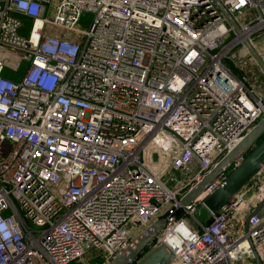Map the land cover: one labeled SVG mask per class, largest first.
Instances as JSON below:
<instances>
[{"label":"built area","instance_id":"built-area-1","mask_svg":"<svg viewBox=\"0 0 264 264\" xmlns=\"http://www.w3.org/2000/svg\"><path fill=\"white\" fill-rule=\"evenodd\" d=\"M219 1L264 33V0ZM240 50L213 0H0V264H108L157 218L172 233L225 172L180 197L264 115ZM257 260L264 167L169 264Z\"/></svg>","mask_w":264,"mask_h":264},{"label":"water","instance_id":"water-1","mask_svg":"<svg viewBox=\"0 0 264 264\" xmlns=\"http://www.w3.org/2000/svg\"><path fill=\"white\" fill-rule=\"evenodd\" d=\"M213 2L233 33L240 38V43L246 53L264 77V58L258 49L246 35L242 34L238 23L220 1L213 0ZM263 133L264 115L232 149L217 160L213 167L180 197V206H189L211 185L219 174L233 167L224 180L193 207L191 214L183 217L177 223L172 233L158 240L157 237L165 226V219L157 218L135 236L125 250L114 255L108 264H169L179 252L182 244L199 234L201 229L227 204L229 199L248 184L264 167V140L256 144ZM249 150V154L238 165H234V161ZM153 241H156L154 246L148 249L149 244ZM257 264H260L258 260Z\"/></svg>","mask_w":264,"mask_h":264},{"label":"rangeland","instance_id":"rangeland-1","mask_svg":"<svg viewBox=\"0 0 264 264\" xmlns=\"http://www.w3.org/2000/svg\"><path fill=\"white\" fill-rule=\"evenodd\" d=\"M79 15H80L79 16L80 22L79 24H77V26L81 29H85L92 19V13L89 11H85V12H81ZM29 26L30 25L27 23L26 28L24 30V34H27ZM253 43L255 47L258 49V51L260 52V54L262 55V57L264 58V33H255L253 35ZM236 51H237V48H234L232 50V52H236ZM236 59L245 60L244 65H241L239 69L242 71L243 75L248 77L247 81L249 80L251 84L254 86V88L256 89V91L264 97V77L259 71V68L257 67V65L252 61V59L247 58L244 50H240L237 52ZM236 62L239 63L240 61H236ZM226 63L229 64L228 61H226ZM25 66L26 64L23 63L19 72L13 73L10 71H4L3 74L11 78L14 77L15 79H19L21 77V73L23 69L25 68ZM240 70L239 72H241ZM239 75L242 76V74H239ZM103 255H104L103 251L102 252L92 251L90 252V254H87L85 258L88 259L91 256H97V257H91L90 259H88L90 264H96L98 262H101ZM73 264H83V262L78 261L76 263L74 262Z\"/></svg>","mask_w":264,"mask_h":264},{"label":"trees","instance_id":"trees-1","mask_svg":"<svg viewBox=\"0 0 264 264\" xmlns=\"http://www.w3.org/2000/svg\"><path fill=\"white\" fill-rule=\"evenodd\" d=\"M264 140V133L258 138V140L256 141V144H259L260 142H262ZM250 150L247 151L246 153L243 154V157L245 158L248 154H249ZM233 167L229 168L227 171H225V176H227V174L232 170ZM176 216L179 218L182 216V212L180 210L176 211ZM91 258V257H90ZM89 258V259H90Z\"/></svg>","mask_w":264,"mask_h":264},{"label":"clouds","instance_id":"clouds-1","mask_svg":"<svg viewBox=\"0 0 264 264\" xmlns=\"http://www.w3.org/2000/svg\"><path fill=\"white\" fill-rule=\"evenodd\" d=\"M181 227H183V225H181Z\"/></svg>","mask_w":264,"mask_h":264},{"label":"bare ground","instance_id":"bare-ground-1","mask_svg":"<svg viewBox=\"0 0 264 264\" xmlns=\"http://www.w3.org/2000/svg\"><path fill=\"white\" fill-rule=\"evenodd\" d=\"M250 31V30H249Z\"/></svg>","mask_w":264,"mask_h":264}]
</instances>
